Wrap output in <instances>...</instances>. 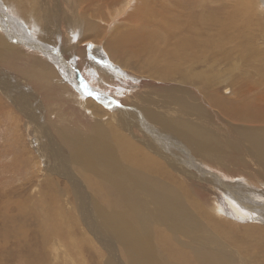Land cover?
<instances>
[{
    "label": "rangeland",
    "instance_id": "1",
    "mask_svg": "<svg viewBox=\"0 0 264 264\" xmlns=\"http://www.w3.org/2000/svg\"><path fill=\"white\" fill-rule=\"evenodd\" d=\"M144 1H140L134 11L127 9L129 14L124 17L127 18L125 24L108 31L109 34H115L116 31L122 30L120 33L124 35V29L129 26H133L135 31L123 47H111V56L107 47V39L110 36L105 35L106 27L100 32L98 40H95L98 35H93L92 40L79 42L74 50L77 57L67 50V43H71L68 40L66 43L64 33L59 36L61 39L55 35V38L48 37L47 43L50 41L60 45L58 49L62 52L64 60L70 61L78 75L90 87L98 89L100 95L96 102L101 109L111 111L108 113L100 110L103 113L100 114L102 119L111 117V124L117 128V133L140 141L146 152L166 167L162 174L167 172L173 175L184 189L187 185L190 190L183 191L181 196L190 205L192 198H195L200 212L206 214L213 223L227 222L228 229L225 233L216 225L214 228L209 226L210 231L215 229L216 238H220L219 245L217 243L212 249L223 253L213 261L218 263L222 260L227 264H264V221L247 215H241V218L232 217L227 212L232 209L226 204V211L218 216L214 203L222 201L224 197L206 182L175 172L169 161L160 154L167 149L175 152L176 164L186 168V152L182 146L192 153L190 144L182 137L173 135L172 146L175 149L166 142H159L154 146L155 149H152L146 144V141L153 137L152 133L145 132L147 125L163 134L169 132L158 123L147 120L146 122L138 111L139 106H144L169 115L163 108L167 105L164 103L165 97L180 96L184 90H189L192 93L188 95L189 99L201 107V101L206 98L205 94H201L204 85L210 94L221 92L222 86H233L234 96L237 98L240 97L242 81L246 90L251 89V85L261 88L259 79L256 80L255 76L264 74V15L260 9H256L255 0H146L138 9ZM247 1H250L249 4ZM18 2L23 6L19 7ZM127 2L128 0H121L99 11L103 12V16H108L116 9V4L125 7ZM3 5L6 9V22L26 26L29 36L32 38L35 35L36 41L39 38L41 41L46 39L48 34L44 33L47 28L46 31L39 30L33 22L31 24L24 20L25 14L33 11L40 23L43 24L45 18L53 20V24L59 23L65 32L67 20L74 12L80 27H84L85 21L95 9L87 8L85 3L78 0H0L2 9ZM57 12H60L62 20L56 18ZM181 28L186 30H179ZM0 31L6 42L14 43L19 48L18 52L11 54L9 58L12 63L4 64L18 74L16 79L12 72L0 67V71L5 73L0 78L3 100H0L3 104L0 110V264H104L106 258L114 264H126L125 255L119 245L115 249L117 255H114L111 240L106 239L107 235L94 214L93 202L98 201L105 208H110L103 201H99L100 196L97 195V192L106 190L104 183L93 177L86 185L83 178L78 180L75 174H69V170L65 171L63 167L54 171L53 162L44 155L54 151L51 147L53 142L60 147L57 135L52 128H49L47 133L38 135L35 127L36 122L41 119L43 123L51 121L59 128L75 127L80 131L83 128L84 132H89L90 124L94 121L90 111L79 105L76 96L74 103L69 99L60 100L58 93L63 90L56 89L55 96L52 95L55 88L49 90L48 95H35L36 88L24 78L25 69L34 68L33 62L42 63L46 66L45 69L58 71V62L63 64L64 60L57 61L51 52L31 44L28 36L14 39L9 37L7 32L5 34L1 29ZM83 32L85 33V30ZM185 38L191 44L181 48ZM101 49L103 50L100 51ZM223 55L227 57L224 58ZM93 59L110 68L106 76L103 75L104 72L92 70L90 62ZM65 75L68 74H63V79ZM14 79L26 94L29 91L37 98L38 110H34L35 100L27 102L29 105H24L28 109H21L18 102L21 94L10 96L3 91L5 84H12ZM1 80L5 84L1 83ZM184 81L186 82L183 83ZM224 81L227 83L224 84ZM253 94H256V91ZM222 95L225 97L221 99L228 100V95ZM169 105L175 108L182 106L180 103ZM208 106L213 115L222 121L223 116L218 117L221 113L210 100ZM119 113L124 117L131 116L130 124L125 119L128 128L124 124L121 127L116 118ZM228 121L219 123L217 129L225 135V139L220 140L221 144L226 145V149L231 152L230 143L239 137L235 133L237 125H229ZM114 133L116 134V131ZM113 144L116 155L125 161V150ZM67 150L69 149L63 146L58 152V158L53 153L50 154L60 161L68 157ZM218 155L217 153V157ZM197 161L209 172L219 174L229 182L245 179L246 183L256 189H262L261 183L264 184L255 171L252 174L237 164L219 165V159L215 157L200 158ZM70 170L76 171L74 168ZM184 178L188 183L183 181ZM85 209L90 212L87 213ZM163 229L160 221H152L154 232ZM165 232L171 237L174 247L184 253H189L190 246L196 242L185 234H171L166 230ZM83 238H87V244L84 245L82 255ZM151 241L157 257L164 259L165 248L159 244L155 234L151 236ZM72 247L77 252L74 253Z\"/></svg>",
    "mask_w": 264,
    "mask_h": 264
},
{
    "label": "bare ground",
    "instance_id": "2",
    "mask_svg": "<svg viewBox=\"0 0 264 264\" xmlns=\"http://www.w3.org/2000/svg\"><path fill=\"white\" fill-rule=\"evenodd\" d=\"M78 1L85 3L87 8H95L93 14L85 21L84 27H80L77 15H75L76 12L67 20L68 26L66 31L63 32L59 23L53 24V20L45 18L42 24L37 20L35 12L31 11L24 15V20L31 24L33 22L35 26H38L39 30L44 29L46 31L47 28V32L44 34L47 33L48 35L47 37H45L46 35L43 36L46 39L41 41L39 38L36 41L35 35H32V38L29 36L26 26L6 22L4 17L6 16V9L5 5H3L4 10L0 7V29L5 34L7 32L9 37L14 39L28 36L31 44L39 45L45 51L51 52L57 61L64 60L62 52L58 49L61 46L56 42H54L56 44L50 41L47 43L48 37L52 36L55 38L56 36L58 38L64 33L66 43L67 40L71 43H67V50L70 54L77 57L74 50L80 44L79 42L87 39L92 40L91 36L93 35H98L95 38V40H98L100 32L106 27L105 35L110 36L107 39V47L109 48L107 49L111 56V47H123V44L135 33L133 26L124 29V35L120 33L122 30L116 31L117 33L115 32V34H109L108 31H113L117 26L125 24L127 18L124 17L129 14V12H126L127 9L134 11L136 5L142 0H128L125 7L121 4H116V9L113 13L108 14V16H103V12L99 10L121 0ZM145 1L138 9L145 4ZM249 2L247 1L246 3L249 4ZM255 3L257 5L256 9H260V12L264 15V0H255ZM17 5L19 7L23 6L19 2ZM247 7L251 8V6ZM42 16L44 17L45 14ZM56 18L58 20L61 19L60 12L56 13ZM84 30L85 33L83 32ZM179 30L185 31L186 28ZM59 38L61 39V37ZM189 44H191L190 41L185 38L181 44V48L188 47ZM18 50L17 45L6 42L0 31V67L5 68L3 69L5 71L12 72L15 75V79L18 74L14 70L4 66V64H11L12 60L10 63L9 58L11 54L18 52ZM222 57L225 58L227 56L223 55ZM67 62L65 60L63 64L58 62V71L51 68L45 69L46 66L42 63L33 62L34 68H26L23 75L36 88L37 91H34L35 95L39 93L48 95L49 90L52 91L55 88L52 92V95L55 96L56 89L63 90L58 93L60 100L65 99L67 101L69 99L74 103V96H76L79 105L90 111L93 116L94 121L90 124V130L89 132H84L83 128L82 131L75 129V127L69 129L66 127L59 128L51 121L45 124L41 119L39 122L35 121V127L37 128L38 135L42 132L47 133L49 128H52L57 135L56 138L58 143H60V147L53 142L51 147L54 151L47 152L44 155L48 160L53 162L52 168L54 171H59L63 167L65 171L69 170V174H75L78 180L83 178L86 185H88L89 179L93 177L98 178L104 183L106 190L97 192V195L100 196L99 201H103L110 208H105L97 201L93 202V210L100 227L107 235L106 239L111 240V248L114 255H117L115 253L117 250L115 249L119 245L125 255L126 264H227L222 260L218 261V263L213 261L215 257H219L223 253L212 249L214 245L220 242V238H216L215 229L214 231H210L209 229V226L214 228V225H216L225 233L228 229L227 222L220 221L213 223L206 214L203 215L200 212L195 198H192L190 205L181 196L183 191L190 190L187 185L184 189L182 184L178 183L176 178H173V175L167 172L162 174V170L166 167L152 154H148L140 141L128 139V136H125V134L120 135L117 133V128L111 124V117L102 119L103 116H100V114L103 113L100 110L107 111L108 113H111V111L105 108L101 109L100 105L96 102V98L100 95L98 89L90 87L78 75L75 67L69 63L70 61ZM90 66L93 71L104 72V76L110 71L108 66L104 65V63H98L94 59L90 62ZM3 70L0 71V78H2V75H5ZM63 74H68L64 76L66 81L62 77ZM255 78L256 80L259 79L258 83L261 84V88L251 85V89L246 90L242 81L239 98L234 96L235 88L233 86L225 85L220 87L221 92L228 95V100H223L221 98L225 96L221 92L210 94L209 91H206L204 85L202 87L205 89L201 88V94H205L206 98H203L201 101V107L189 99L188 95L192 93L189 90H184L180 96L167 95L165 97L164 103L167 105L163 106V108L169 115L145 108L144 106H139L138 111L141 113L142 119L158 123L169 132L163 134L157 129L151 128L148 124L145 132L152 133L153 137L146 141V144L152 149H155L154 146L159 142H166L168 146L175 149L172 146L174 141L173 135L182 137L190 144L193 150L192 153L189 149L182 146L186 152L184 157L187 164L186 168L181 167L179 163L176 164L175 152L167 149L160 152V154L169 161L172 165L171 168L174 171L176 170L175 172H181L184 177L190 176L198 178L200 182H206L224 197L222 201H215L214 203V209L218 216H221L226 211V204L232 209L227 211L232 217L238 218L241 215H247L250 218L264 221V184L261 183L262 189H256L249 183H246L245 179H243L244 181L229 182L219 176V174L209 172L197 161L200 158L211 159V157H215V159H219L217 162L219 165L223 163H226L227 166L238 165V167H242L252 174L255 171L264 181V74H259ZM15 79L12 84H5L1 80V83L6 85L3 91L10 96L21 94L18 98L21 109H28L24 105H29L27 102L35 100L36 105L34 110H38L39 101L37 98L33 97L29 91L26 94L23 87L15 82ZM225 83L227 81H224ZM72 86L75 88L73 89ZM17 90H20V92ZM254 91H256V94H253ZM231 98L233 100H230ZM0 100H2L1 93ZM209 100L213 106L219 109L221 114L218 117L221 118L223 116L222 121H219L211 112L208 106ZM169 103H180L182 106L175 108L169 105ZM2 106L3 104L0 102V110ZM116 118L119 120L121 127H123V124L127 127L126 120L129 124L131 123V116L129 118L125 115L124 117L122 113H119ZM225 120H229V125H237L235 133L239 139L234 138L230 143L232 146L231 152L226 149V145L221 144L220 140H224L225 135L219 133L217 129L218 124ZM135 124L140 127L137 122ZM115 131L116 134L114 133ZM165 139L167 140L164 141ZM113 143L116 144L117 148L125 150V161H122L116 155ZM63 146L69 149L67 150L69 155L57 161L50 153H53L58 158V152L62 150ZM216 152L219 154L218 157ZM72 168L76 169V171L70 170ZM183 181L188 183L185 178ZM85 211L87 213L90 212L88 209H85ZM152 221H160L164 229L171 234L181 233L191 236L196 242L193 246H190V252L184 253L177 250L173 245L171 237L164 229L154 232L152 230ZM153 234L157 236L159 244L165 248L166 256L162 260L157 257L156 249L152 244L151 236ZM86 239L83 238L84 244L81 247V254L85 249L84 245L87 244ZM87 241L90 242L89 240ZM72 250L74 253L77 252L73 247ZM109 251L111 250L109 249ZM80 259L82 260L81 257ZM104 264L114 263L106 258Z\"/></svg>",
    "mask_w": 264,
    "mask_h": 264
}]
</instances>
